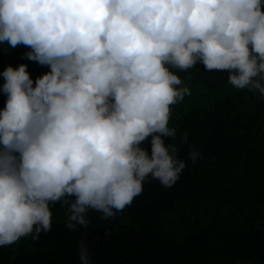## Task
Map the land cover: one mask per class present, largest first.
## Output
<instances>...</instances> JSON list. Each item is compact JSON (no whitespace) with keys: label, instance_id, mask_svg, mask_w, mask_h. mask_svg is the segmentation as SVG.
Here are the masks:
<instances>
[{"label":"clouds","instance_id":"1","mask_svg":"<svg viewBox=\"0 0 264 264\" xmlns=\"http://www.w3.org/2000/svg\"><path fill=\"white\" fill-rule=\"evenodd\" d=\"M0 43L50 66L35 87L24 64L2 73L0 246L49 231L57 202L72 228L123 211L149 175L178 181L186 163L164 138L190 89L169 66L199 61L264 94V0H0Z\"/></svg>","mask_w":264,"mask_h":264},{"label":"trees","instance_id":"2","mask_svg":"<svg viewBox=\"0 0 264 264\" xmlns=\"http://www.w3.org/2000/svg\"><path fill=\"white\" fill-rule=\"evenodd\" d=\"M30 51L0 43V111L7 67L26 65L33 87L50 72L27 59ZM169 67L190 94L172 106L168 127L177 134L164 140L179 146L186 167L170 188L149 175L111 231L90 238L91 256L96 264H264V95L234 88L228 71L209 72L199 61L186 71ZM150 140L140 145L149 155ZM192 151L200 153L195 163ZM68 207L50 205L51 228L38 239L0 246V264H81L84 231L68 227ZM115 217L89 209L86 220L108 229Z\"/></svg>","mask_w":264,"mask_h":264},{"label":"water","instance_id":"3","mask_svg":"<svg viewBox=\"0 0 264 264\" xmlns=\"http://www.w3.org/2000/svg\"><path fill=\"white\" fill-rule=\"evenodd\" d=\"M256 79V78H254ZM257 93L261 94L260 92L256 91ZM264 95V94H261ZM119 212L116 213V217L110 227L108 229H94L92 228L87 220L83 224H75L74 227L77 225H81L83 227V235L79 243V257L81 264H96L93 260L90 252L89 241L91 237H103L105 234L111 231L112 227L117 221Z\"/></svg>","mask_w":264,"mask_h":264}]
</instances>
